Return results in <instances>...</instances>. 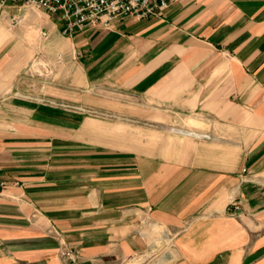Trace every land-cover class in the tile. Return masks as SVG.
<instances>
[{"label": "crops", "instance_id": "0c3cea01", "mask_svg": "<svg viewBox=\"0 0 264 264\" xmlns=\"http://www.w3.org/2000/svg\"><path fill=\"white\" fill-rule=\"evenodd\" d=\"M23 7L0 13V264H264V0L71 35Z\"/></svg>", "mask_w": 264, "mask_h": 264}, {"label": "built area", "instance_id": "2783aa9c", "mask_svg": "<svg viewBox=\"0 0 264 264\" xmlns=\"http://www.w3.org/2000/svg\"><path fill=\"white\" fill-rule=\"evenodd\" d=\"M179 1L182 0H0V13L7 6L21 3L62 23V33L71 35L84 28L108 30L114 21L123 18L144 20L158 17ZM5 186L0 180V196ZM230 206L233 211L240 209L235 202ZM60 255L66 262H76L77 254L73 250L62 248Z\"/></svg>", "mask_w": 264, "mask_h": 264}, {"label": "rangeland", "instance_id": "374dc122", "mask_svg": "<svg viewBox=\"0 0 264 264\" xmlns=\"http://www.w3.org/2000/svg\"><path fill=\"white\" fill-rule=\"evenodd\" d=\"M16 5H24V4H21V3H18V4H16ZM25 7H23V9H22V13L21 14H23V15H29V16H33V18H38V19H41V20H43V19H45V14L42 12V11H40V10H35V9H32V8H30L29 6H27V5H24ZM23 31L24 32H30V29L27 27H25V28H23ZM34 31H37V30H34ZM38 31H40L41 32V30L39 29ZM37 31V32H38ZM42 32L44 33V32H46L44 29L42 30ZM174 128V127H173Z\"/></svg>", "mask_w": 264, "mask_h": 264}]
</instances>
